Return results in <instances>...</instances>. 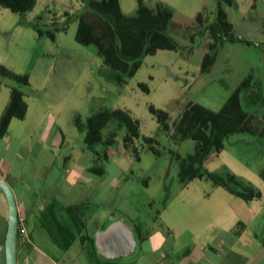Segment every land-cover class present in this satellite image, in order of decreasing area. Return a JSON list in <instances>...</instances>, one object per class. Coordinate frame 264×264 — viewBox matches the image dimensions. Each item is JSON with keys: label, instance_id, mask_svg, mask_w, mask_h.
I'll list each match as a JSON object with an SVG mask.
<instances>
[{"label": "rangeland", "instance_id": "1", "mask_svg": "<svg viewBox=\"0 0 264 264\" xmlns=\"http://www.w3.org/2000/svg\"><path fill=\"white\" fill-rule=\"evenodd\" d=\"M141 1L150 8L158 3L172 8L173 16L165 32L178 42L179 48L145 56L136 75L124 87L113 80L110 69L94 51L75 40L84 0H37L35 7L23 15L0 6V64L15 74L29 75V86L24 88L28 111L24 120L16 118L9 127L8 135L13 141L8 151H0V158L7 157L2 172L9 167L11 175L16 176L27 158L36 157L35 169L27 167L31 172L22 177V184L27 189L33 183L32 189H57L66 176V158L88 159L83 160L87 166L100 167L104 172L85 189L97 192L106 204L119 201L122 210L131 211L132 218L138 217V227L168 206L171 211L166 219L179 216L177 206L183 202L193 207L188 212L193 211L194 218H198L196 228H201V233L204 224L210 223V234H204L202 239L210 236L234 241L230 230L236 229L238 222L245 223V237L232 249L248 255L247 264H264V254L254 250L258 245L254 233H262L264 227V104L254 108L246 105L248 133L230 135L224 149L205 163L210 172H229L250 182L262 194L253 201L234 197L207 178L182 185L177 175L179 158L191 153L195 143L182 139L172 125L189 103L219 111L243 82L251 86L259 83L264 94V0ZM119 2L122 11L132 15L140 0ZM220 2L231 24L229 31L251 45L244 41L225 42L216 51L212 32L206 28L217 16ZM31 24L44 31L58 29L55 40L47 33L40 35ZM0 82L1 109L16 82L1 77ZM141 83L147 85L148 93ZM151 105L166 112L169 130L150 113ZM116 108L138 119L142 135L151 141L145 143L140 138L127 144L121 131L115 145L109 148V160L94 156L96 161H91L85 133L79 131L75 120L80 117L85 122L94 113ZM11 175H7L9 181ZM13 187L18 191L19 187Z\"/></svg>", "mask_w": 264, "mask_h": 264}, {"label": "trees", "instance_id": "2", "mask_svg": "<svg viewBox=\"0 0 264 264\" xmlns=\"http://www.w3.org/2000/svg\"><path fill=\"white\" fill-rule=\"evenodd\" d=\"M36 3L37 0H0L1 7L21 15L31 11ZM83 3L75 40L102 59L119 86H126L136 75L145 56L154 55L159 50L173 51L179 48L178 42L165 32L173 16L172 8L166 4L158 3L155 8H150L140 0L137 10L132 15H127L122 11L119 0H84ZM31 25L40 35L47 33L55 40L58 29L55 32L44 31L40 26ZM230 27L220 2L217 5V16L206 28L212 32L216 51L225 42L244 41L248 45L252 44L249 40L234 36L229 31ZM203 33L204 31L201 35ZM0 77L16 82V86L11 89L9 103L0 117L2 136L7 132L12 119L24 120L26 117L28 104L24 88L29 86V75L15 74L0 64ZM140 87L149 92L146 84L141 83ZM263 104L261 85L256 82L251 86L248 81L240 84L217 112L197 103H189L172 124L182 139H191L195 143L191 153L179 158L177 175L180 183L187 185L196 178H207L245 201L260 199L261 192L250 182L233 173L220 175L210 172L205 168V163L212 155L224 149L225 141L230 135L248 133L245 126L248 114L244 107L247 105L254 108ZM149 111L157 118L158 123L169 130L165 124L164 110L151 105ZM75 124L79 131L85 133L86 147L98 159L109 160V148L115 145V138L121 131L124 133L123 141L127 144H133L135 139L140 138L145 143L151 141V138L142 135L140 121L122 108L101 110L89 116L85 122L77 117ZM107 131H110L109 138L106 137ZM99 145H102L100 150L97 149ZM134 149L136 151V147ZM153 153L157 154L155 150ZM156 156L159 157L158 154ZM92 170L97 174L104 172L100 167H93ZM261 172L264 178V170ZM77 208L62 209L55 202H50L46 208L44 225L54 242L63 249H68L83 230L80 220L72 215ZM21 237L23 236L18 229V243ZM261 241L264 246V227Z\"/></svg>", "mask_w": 264, "mask_h": 264}, {"label": "crops", "instance_id": "3", "mask_svg": "<svg viewBox=\"0 0 264 264\" xmlns=\"http://www.w3.org/2000/svg\"><path fill=\"white\" fill-rule=\"evenodd\" d=\"M9 100L10 96L3 105L1 104V115ZM8 130L0 136V151L2 148L8 151L10 141H13L8 135ZM2 158L4 157L0 158V181H6L13 191V186L19 187L18 191H14L19 220L23 221L27 230V236L21 237L18 243V264H247L248 262V255L245 256L246 254L232 249L233 245L242 242L245 237L248 226L243 222H238L237 228L230 230L234 241L228 243L224 238L217 240L216 237L211 239L210 236L202 239L204 234H210V223L204 224L201 233V228H196L198 218H194L193 211L188 212V208L193 207L185 206L182 202L177 208L180 207V212L182 213L183 210L185 215L180 213L179 216L166 219V214L171 211L168 206L162 213L158 212L153 216L150 223L138 227L136 225L138 217L132 218L131 211L128 213L122 210L119 201L115 204H106V200L97 192L85 189L87 184L95 183L96 177H102L103 173H95L93 167L83 162L82 157L64 160L66 176L58 184L57 189H32L34 183L30 184L33 187L27 189L22 184L24 182L22 177L30 175L31 172L27 167L36 166V157L27 158L21 172L15 173L16 176L11 175L12 171L8 169L9 167H6L8 170L6 173L2 172L7 157L5 156V160ZM91 161H96L93 153ZM44 167L47 169V166ZM6 174L12 176L11 181ZM221 193L225 197L224 192ZM50 202L57 203L62 209L78 207L72 215L80 220L83 230L68 249L59 247L44 225L46 208ZM7 227L8 205L4 194L0 191V264H6ZM261 235L262 233H254L258 242L254 250H261L264 254ZM246 244L248 246L249 241ZM247 246L246 249L249 247Z\"/></svg>", "mask_w": 264, "mask_h": 264}, {"label": "water", "instance_id": "4", "mask_svg": "<svg viewBox=\"0 0 264 264\" xmlns=\"http://www.w3.org/2000/svg\"><path fill=\"white\" fill-rule=\"evenodd\" d=\"M0 191L4 194L8 205L5 262L6 264H18L19 211L17 201L12 187L6 181H0Z\"/></svg>", "mask_w": 264, "mask_h": 264}, {"label": "built area", "instance_id": "5", "mask_svg": "<svg viewBox=\"0 0 264 264\" xmlns=\"http://www.w3.org/2000/svg\"><path fill=\"white\" fill-rule=\"evenodd\" d=\"M18 229H19V234H21L23 237L27 236V230H26V228H25V226L23 224V221L19 220Z\"/></svg>", "mask_w": 264, "mask_h": 264}]
</instances>
